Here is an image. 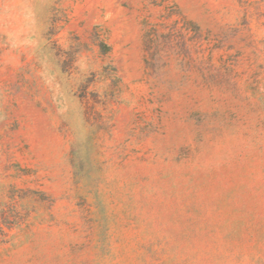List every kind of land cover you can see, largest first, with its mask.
I'll return each mask as SVG.
<instances>
[{
  "label": "rangeland",
  "instance_id": "1",
  "mask_svg": "<svg viewBox=\"0 0 264 264\" xmlns=\"http://www.w3.org/2000/svg\"><path fill=\"white\" fill-rule=\"evenodd\" d=\"M0 264H264V0H0Z\"/></svg>",
  "mask_w": 264,
  "mask_h": 264
}]
</instances>
